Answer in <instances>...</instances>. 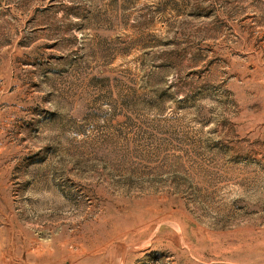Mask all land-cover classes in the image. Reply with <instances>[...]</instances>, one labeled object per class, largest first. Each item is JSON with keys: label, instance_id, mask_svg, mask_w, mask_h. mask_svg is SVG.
<instances>
[{"label": "rangeland", "instance_id": "rangeland-1", "mask_svg": "<svg viewBox=\"0 0 264 264\" xmlns=\"http://www.w3.org/2000/svg\"><path fill=\"white\" fill-rule=\"evenodd\" d=\"M0 264H264V0H0Z\"/></svg>", "mask_w": 264, "mask_h": 264}]
</instances>
